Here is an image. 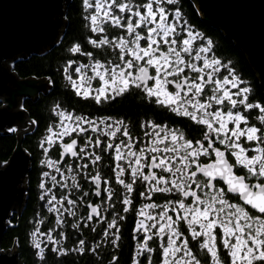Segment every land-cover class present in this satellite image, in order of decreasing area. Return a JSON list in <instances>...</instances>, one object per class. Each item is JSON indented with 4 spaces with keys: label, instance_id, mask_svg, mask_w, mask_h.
<instances>
[{
    "label": "snow or ice",
    "instance_id": "6c2138e0",
    "mask_svg": "<svg viewBox=\"0 0 264 264\" xmlns=\"http://www.w3.org/2000/svg\"><path fill=\"white\" fill-rule=\"evenodd\" d=\"M178 3L82 0L84 20L93 34L87 43L100 51H84L76 43L69 51L88 60H70L64 71L84 100L99 106L137 89L149 103L187 118L201 135L188 138L180 128L145 120L142 136L134 137L124 119L74 114L57 105V127L47 129L40 146L45 153L56 146L59 158L44 161L56 174L43 175L52 188L64 191L58 199L52 188L45 190L47 210L55 214L57 225L65 223V213L73 217L74 229L87 227L95 218L105 224L102 240L111 237L116 247L119 222L126 217L119 211L109 217L108 212L115 207L113 196H118L121 211L136 216L132 264H142L140 257L153 264L157 249L150 241L158 242L159 264H264V103L250 100L252 89L216 56L212 40L183 19ZM106 153L120 193L99 170L89 172V165L95 169ZM81 177L93 186L95 197L104 196L100 203L87 201ZM137 182L142 191H136ZM73 192L79 195L73 198ZM133 193L149 202L135 208ZM155 194L175 198L157 203ZM82 206L87 215L77 216ZM181 224L187 226V236ZM38 236L57 253L86 250L83 238L75 248L61 247L63 232L57 239L37 228L33 237ZM34 247L43 260L42 241L36 239ZM99 247L97 243L88 250L96 253Z\"/></svg>",
    "mask_w": 264,
    "mask_h": 264
},
{
    "label": "trees",
    "instance_id": "16d2710c",
    "mask_svg": "<svg viewBox=\"0 0 264 264\" xmlns=\"http://www.w3.org/2000/svg\"><path fill=\"white\" fill-rule=\"evenodd\" d=\"M175 7L181 10L183 19L187 20L195 30L199 31L206 39L212 40L213 51L216 56L234 68L240 78L252 89L250 100L264 103V91L243 52L235 47L231 40L225 38L219 29L201 21L191 0H179ZM85 15L82 0H70L65 15L68 25L61 42L45 53L33 54L27 58L16 60L11 68L19 77L29 75L33 77L48 76L50 81V89L46 93L39 94L35 100L25 99L23 101V108L35 124V128L24 136L23 141V147L29 154V169L26 172L27 202L18 218L15 214L9 220L10 223L16 224L8 225L0 238V247L3 249L9 248L13 243V239H16L18 245L17 255L23 264H110L113 258L116 259V264L128 263L125 259L132 240L129 234L132 222H126L129 225L127 229L125 228L126 223H119L120 240L118 246L113 247L110 243L111 237L106 241L102 240L101 232L105 224H98L96 220H93L87 227L81 224L79 229H74L71 225L75 222V219L65 213V223L57 225L55 214L47 210L48 196L45 195V190L52 188V186L47 177V179L43 178L47 166L44 163V150L40 145L48 134L47 129L57 127L59 119L55 114L57 105L60 106L61 110L74 114L84 112L85 100L75 94L66 78L64 69L70 60L84 63L87 57L79 54L74 55L69 49L79 43L84 51L99 52L98 49H93L87 43V38L93 34L86 26ZM68 71L71 72L72 69H68ZM15 143L16 139L13 133H0V161L8 159ZM51 151L52 158L53 148ZM41 183L45 184V189L40 188ZM80 183L83 188L88 184L82 177ZM63 191V189L52 188V193L57 195ZM42 196L44 199H41ZM84 211L85 207H80L77 216H84ZM41 221L43 223H40ZM93 226L95 231L91 230ZM37 228L42 233L51 231L57 239L60 238L59 233L63 232L66 239L62 241L61 247L69 250L75 248L77 246L76 242L83 238L86 242V250L82 254L72 251H68L67 254L57 253L51 250L53 245L45 241L44 244L42 242L45 255L44 259L41 260L37 255L38 250L34 247L35 240L39 237H33V233L36 232ZM97 243H100V247L96 253L88 250L95 247Z\"/></svg>",
    "mask_w": 264,
    "mask_h": 264
},
{
    "label": "water",
    "instance_id": "95a60500",
    "mask_svg": "<svg viewBox=\"0 0 264 264\" xmlns=\"http://www.w3.org/2000/svg\"><path fill=\"white\" fill-rule=\"evenodd\" d=\"M70 0H0V133H13L16 143L6 161H0V238L13 215L27 202L29 154L24 136L35 127L23 108L50 89L48 76L19 77L12 64L57 45L67 24ZM199 18L219 29L247 58L264 91V0H191ZM10 129H16L15 132ZM13 239L0 250V264H23Z\"/></svg>",
    "mask_w": 264,
    "mask_h": 264
},
{
    "label": "flooded vegetation",
    "instance_id": "af4514ba",
    "mask_svg": "<svg viewBox=\"0 0 264 264\" xmlns=\"http://www.w3.org/2000/svg\"><path fill=\"white\" fill-rule=\"evenodd\" d=\"M67 25L68 24H66L65 29ZM65 29H64V33H65ZM61 39L59 40L57 45L61 42ZM89 51L93 52V50H89ZM95 58L99 59L100 57L97 56ZM87 60L88 58H86L84 63H86ZM95 86H96V82L93 83V87ZM82 114L90 116V117H95V118L110 116L114 119H124L125 122L129 126V131L134 137L142 136V130L140 128V124L145 120H152L154 122L168 124L170 127L180 128L182 131L185 132L188 138L199 137L201 135L200 128L196 126L195 124H193L191 121H189L187 118L180 117L172 112H169L168 110L161 108L155 103H149L147 100L143 98V94L137 89H133L130 94H125L122 97H118L115 101L105 103L99 106L96 105L94 101L90 99L85 100L84 112ZM109 155L110 154H107V153L104 154V159L96 166L95 169L91 165H89V172L99 170L102 176L112 181L113 190L116 193H120L122 191V188L120 185L115 183L114 177L112 176L110 166L112 165L113 162L109 158ZM58 158H59V154H58L56 146H54L52 159L56 160ZM57 179H59V176H57ZM92 188L93 186L88 183L85 185V187L82 190V191L88 192L87 201H90L92 203H100V201L104 199V196H101L99 198L95 197L92 194V191H91ZM135 188L137 192L143 190L142 185H140L139 182H137V184L135 185ZM77 195H79L78 192H73V198ZM165 198L174 199L175 197L167 196V194H155L153 196V199L157 203H163ZM113 201L115 202V207L109 209V212H108L109 217L111 216L112 212L119 211L121 215L126 217L124 220H121L119 223L132 222V226L130 228L127 223L125 224V228L126 229L129 228V234L131 235V239H132L128 247V254L126 256L125 261L126 263L128 261L127 264H132V257L134 255V251L136 247V241L133 238L134 237L133 230L136 224V216L133 211H129L127 213H124L121 211L122 205L119 202L118 196H113ZM148 202L149 201L140 199L139 197L136 196L135 193H133V206L135 208H138L141 204L148 203ZM86 215H87V210L85 208L84 216ZM93 220H95V218ZM186 228H187L186 225L181 224V229L185 231V235L187 236L188 232ZM121 242H123V240H121ZM149 243L152 248L157 249V251L152 253V262L153 264H159L158 262V251H159L158 242L150 241ZM191 243L195 244L196 242L192 241ZM193 251H197V249L193 248ZM221 253L223 255L222 248H221ZM140 259L142 261V264H147V261H144L143 257H140ZM201 259L204 260L206 258L203 257V255H201Z\"/></svg>",
    "mask_w": 264,
    "mask_h": 264
},
{
    "label": "rangeland",
    "instance_id": "374dc122",
    "mask_svg": "<svg viewBox=\"0 0 264 264\" xmlns=\"http://www.w3.org/2000/svg\"><path fill=\"white\" fill-rule=\"evenodd\" d=\"M195 30V29H194ZM197 31V30H196ZM199 32V31H198ZM74 78H75V76H74ZM243 80V79H242ZM244 81V80H243ZM245 82V81H244ZM244 86H247L246 85V82H245V85ZM63 111H66V110H63ZM66 112H68V111H66ZM48 135V134H47ZM46 135V136H47ZM45 147H47V145H45ZM54 147V146H53ZM51 153H52V151H51V149H50V151L48 152V153H45L44 152V161L46 160V159H51V160H53L52 158H51ZM45 172H49V173H51V174H53V175H55V171L53 170V169H50V168H48V167H46V170H45ZM44 172V173H45ZM43 178L44 179H47L44 175H43ZM57 195V194H56ZM60 195H61V193L59 194V195H57V198L59 199V197H60ZM37 239H40L42 242H43V244H44V242L46 241L45 240V238H43V237H41V236H39ZM42 247H43V245H42Z\"/></svg>",
    "mask_w": 264,
    "mask_h": 264
},
{
    "label": "built area",
    "instance_id": "2783aa9c",
    "mask_svg": "<svg viewBox=\"0 0 264 264\" xmlns=\"http://www.w3.org/2000/svg\"><path fill=\"white\" fill-rule=\"evenodd\" d=\"M15 242H16V241H15ZM12 244H13V243H12ZM16 245H17V243H16ZM11 247H12V245H11L9 248H11ZM1 249H2V250H6L7 248H6V249H3V248L0 247V250H1ZM17 249H18V245H17Z\"/></svg>",
    "mask_w": 264,
    "mask_h": 264
}]
</instances>
